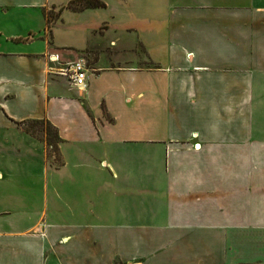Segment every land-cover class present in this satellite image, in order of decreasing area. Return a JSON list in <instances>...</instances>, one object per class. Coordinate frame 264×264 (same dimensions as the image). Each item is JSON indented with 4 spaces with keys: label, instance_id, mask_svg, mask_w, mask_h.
<instances>
[{
    "label": "crops",
    "instance_id": "0c3cea01",
    "mask_svg": "<svg viewBox=\"0 0 264 264\" xmlns=\"http://www.w3.org/2000/svg\"><path fill=\"white\" fill-rule=\"evenodd\" d=\"M69 1L0 0V264H264V0Z\"/></svg>",
    "mask_w": 264,
    "mask_h": 264
},
{
    "label": "trees",
    "instance_id": "16d2710c",
    "mask_svg": "<svg viewBox=\"0 0 264 264\" xmlns=\"http://www.w3.org/2000/svg\"><path fill=\"white\" fill-rule=\"evenodd\" d=\"M105 7V4L101 0H70L66 5L61 6L58 11L54 15H48L46 13L47 21H52L60 17V13L64 8H67L72 11H82L87 8H103ZM36 125H41L44 126L46 125L48 127V132L47 136L42 138V136L38 135L36 132H34L33 129H31L32 126ZM21 126L23 130L30 135L34 136L38 140L45 141V143L51 148L54 149V154L57 152V143L60 141L57 131L55 128H53L48 121L46 120H29L24 123H21Z\"/></svg>",
    "mask_w": 264,
    "mask_h": 264
},
{
    "label": "built area",
    "instance_id": "2783aa9c",
    "mask_svg": "<svg viewBox=\"0 0 264 264\" xmlns=\"http://www.w3.org/2000/svg\"><path fill=\"white\" fill-rule=\"evenodd\" d=\"M87 72L88 67L83 57L67 62L59 68L56 73L65 79L66 84L70 89L81 94L87 87Z\"/></svg>",
    "mask_w": 264,
    "mask_h": 264
},
{
    "label": "rangeland",
    "instance_id": "374dc122",
    "mask_svg": "<svg viewBox=\"0 0 264 264\" xmlns=\"http://www.w3.org/2000/svg\"><path fill=\"white\" fill-rule=\"evenodd\" d=\"M48 15H54L56 13V11H48L47 12ZM138 63H140L141 65H147L148 62L144 59V57L142 55H140V59L138 60ZM31 129L34 130V132H36L38 135L42 136V138L47 136L48 132V127L46 125L41 126V125H36V126H32ZM43 145L45 146L46 149V153H47V158L53 162V163H58L59 162V157L57 152L54 154V149L51 148V146L47 145L45 143V141H42ZM57 151V150H56Z\"/></svg>",
    "mask_w": 264,
    "mask_h": 264
}]
</instances>
